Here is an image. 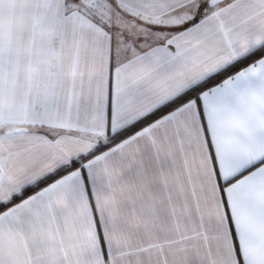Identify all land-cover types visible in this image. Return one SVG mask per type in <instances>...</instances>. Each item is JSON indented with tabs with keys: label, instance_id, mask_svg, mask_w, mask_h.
Masks as SVG:
<instances>
[{
	"label": "snow or ice",
	"instance_id": "1",
	"mask_svg": "<svg viewBox=\"0 0 264 264\" xmlns=\"http://www.w3.org/2000/svg\"><path fill=\"white\" fill-rule=\"evenodd\" d=\"M0 264H264V0H0Z\"/></svg>",
	"mask_w": 264,
	"mask_h": 264
}]
</instances>
